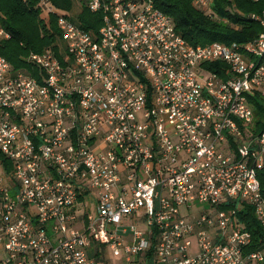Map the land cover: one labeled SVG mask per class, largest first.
Returning a JSON list of instances; mask_svg holds the SVG:
<instances>
[{"label": "built area", "instance_id": "1", "mask_svg": "<svg viewBox=\"0 0 264 264\" xmlns=\"http://www.w3.org/2000/svg\"><path fill=\"white\" fill-rule=\"evenodd\" d=\"M79 2L97 30L40 0L61 40L25 58L38 76L0 55V264H264L239 217L264 227V17L193 45L154 0Z\"/></svg>", "mask_w": 264, "mask_h": 264}, {"label": "trees", "instance_id": "2", "mask_svg": "<svg viewBox=\"0 0 264 264\" xmlns=\"http://www.w3.org/2000/svg\"><path fill=\"white\" fill-rule=\"evenodd\" d=\"M60 9L71 11L76 0H52ZM156 7L170 15L178 32L193 45L223 42H247L256 37L262 27L252 18L253 14L264 17V0H214L213 9L217 18H211L194 5V0H154ZM40 0H0V23L11 37L0 41V55L5 56L17 69H27L33 76L37 69L27 65L25 58L31 52H43L53 48L61 40V31L55 15L49 25L38 7ZM80 22L88 30L100 26V14L83 8ZM212 68V65L210 66ZM258 98L262 102L258 101ZM255 132L264 130V97L256 94ZM240 219L252 233L250 250L264 248V227L257 220L253 207L245 205L239 212Z\"/></svg>", "mask_w": 264, "mask_h": 264}, {"label": "rangeland", "instance_id": "3", "mask_svg": "<svg viewBox=\"0 0 264 264\" xmlns=\"http://www.w3.org/2000/svg\"><path fill=\"white\" fill-rule=\"evenodd\" d=\"M83 8H85V7L79 2V0H76L74 8L71 11H67V10L66 11L73 13L72 18L76 22H78V21H80V14H81ZM66 11H64V12L66 13ZM42 13H43L42 14L43 17L46 18L47 23L50 25L51 24L50 13L47 11H45V12L42 11ZM59 46H60V42H58V44L56 45L57 50H59ZM258 101L262 102L261 99H259V98H258ZM86 199L90 202L91 208L94 209L96 204H97V201L94 199L93 195L92 194L86 195ZM199 208L208 210V209H210V204H208V203H197L194 210H198ZM193 239H194L193 252L196 253V252H198V244H197L196 237H194Z\"/></svg>", "mask_w": 264, "mask_h": 264}]
</instances>
